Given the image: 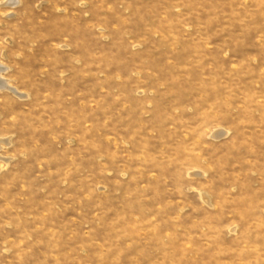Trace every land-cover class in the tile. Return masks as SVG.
<instances>
[{
    "label": "rangeland",
    "instance_id": "obj_1",
    "mask_svg": "<svg viewBox=\"0 0 264 264\" xmlns=\"http://www.w3.org/2000/svg\"><path fill=\"white\" fill-rule=\"evenodd\" d=\"M0 264H264V0H0Z\"/></svg>",
    "mask_w": 264,
    "mask_h": 264
},
{
    "label": "bare ground",
    "instance_id": "obj_2",
    "mask_svg": "<svg viewBox=\"0 0 264 264\" xmlns=\"http://www.w3.org/2000/svg\"><path fill=\"white\" fill-rule=\"evenodd\" d=\"M3 70H6V68H3V67H0V76H1V72L3 71ZM6 82L5 81H3L1 78H0V87H4L6 84H5ZM0 144H1V141H0Z\"/></svg>",
    "mask_w": 264,
    "mask_h": 264
}]
</instances>
